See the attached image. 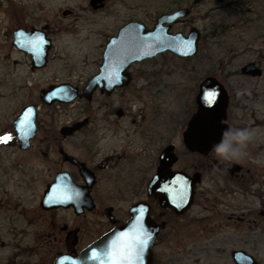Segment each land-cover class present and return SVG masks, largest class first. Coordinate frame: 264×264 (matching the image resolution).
<instances>
[{
    "label": "rangeland",
    "instance_id": "rangeland-1",
    "mask_svg": "<svg viewBox=\"0 0 264 264\" xmlns=\"http://www.w3.org/2000/svg\"><path fill=\"white\" fill-rule=\"evenodd\" d=\"M90 1L15 0V9L19 11L15 16L17 19L23 16L31 22L37 19L40 25L47 23L52 29V61L44 71L32 74L28 67L29 59L13 47V39L6 29L11 19L5 12L9 9L6 7L8 2L0 0V128H12L21 109L35 103L42 106L41 139L45 128L50 125V117L55 118L56 127L60 126L58 123L62 121L60 115L63 111L45 106L39 97L41 89L64 82L69 77L77 79L94 75L107 39L127 21L133 19L152 26L161 14L185 8L190 10V14L174 30L187 35L197 27L202 32L199 53L189 60L166 54L137 65L135 72L138 80L147 83L146 79H152L154 87L140 101L135 99L134 110L140 108L150 114L152 119L148 121L147 128L152 136L163 133L161 135L167 140L170 138L179 145L176 170L191 175L196 172L202 174L199 192H222L224 173L217 168H209L212 160L217 159L214 151L208 157L192 154L183 143V133L195 113V87L205 76H215L230 97V116L236 118L235 123L239 127L243 126V129H250L253 133L245 149L246 155L234 162L250 170L246 175L256 177L259 190L262 187L264 194V0H203L198 4H195V0H104L106 6L99 11L92 9ZM252 62L263 70L261 77L252 78L241 73V68ZM158 81L171 86L167 88V94L165 91L160 94ZM188 86L194 88L192 94L187 92ZM178 130L182 133L181 142L179 135H176ZM43 143L38 140L37 146L39 150L42 146L49 156L38 151L34 161L28 159L36 170L38 218L31 226L16 221L17 229L22 228L20 233L11 231V221H5L4 214L0 213L3 216L0 217V264H51L57 249L38 237L49 230L48 218L42 216L39 205L50 181L49 168H53L56 162ZM155 154L157 150L154 148L152 159ZM218 162L222 163L220 160ZM7 189L9 193L12 191L13 196L5 199L0 190L3 212L9 217L12 213L17 220L22 219L17 216L19 212L16 209L18 190L14 189L13 184ZM21 193L26 196L25 190ZM28 198L27 195L22 205L28 207L29 211L31 206L36 205ZM263 201L248 198L244 202V213L251 221V227L246 225V228L225 222V217L216 211H203L201 207H196L193 213L202 220V228L194 236L190 225L181 222L179 236H173L159 246L161 264H234L231 252L236 249H244L255 257L258 264H264V219L253 213V206L260 208ZM220 211H223L222 207ZM226 239L229 242L226 243ZM16 243H21L22 247H32L31 251L36 254L20 251ZM14 254L20 257L13 261Z\"/></svg>",
    "mask_w": 264,
    "mask_h": 264
},
{
    "label": "flooded vegetation",
    "instance_id": "flooded-vegetation-1",
    "mask_svg": "<svg viewBox=\"0 0 264 264\" xmlns=\"http://www.w3.org/2000/svg\"><path fill=\"white\" fill-rule=\"evenodd\" d=\"M6 1L8 2V6L6 7L9 9H6L5 12L11 17L8 21L9 27L6 29L13 39L12 44L14 49L29 59L30 64L28 67L32 74L44 71L50 65V61H52L51 56L54 48L52 29L47 23L40 25L37 19L32 22L28 21L24 16L17 19L15 16L19 11L15 9V0ZM92 1H90V6L95 11H99L106 6L103 0L102 6L95 8L92 6ZM9 16L7 17L9 18ZM157 19L152 26L132 19L119 27L117 32L107 39L97 65V70L91 77L85 78L81 76L77 79L69 77L64 82L52 84H69L73 88H78L79 96L73 101L68 103L56 102L51 106H47L41 100V91L48 89L52 85L41 89L39 97L45 106L63 109L60 115L62 121L58 123L59 127H56L55 118L50 117V125L45 128V134L40 139L42 106L30 103L21 109L22 112L26 107L35 106L37 111L36 130L27 143L20 141L19 130L14 126L21 112L13 121L12 128H0V139L7 138L6 142H0V190L5 199L12 198L13 196L12 191L9 193L7 186L13 184L14 189L18 190L16 199L19 203L16 209L19 212L17 216L22 218L17 220L16 216L12 213L9 217L7 213L3 212L4 210L0 205V213L4 214L5 221H11V231L20 232L22 230V228L17 229L15 225L16 221H21L31 226L38 218V197L35 188L36 170L32 164H29L28 159L30 158L34 161L38 156V151H41V154L46 157L49 156V153H46L42 146L39 150L37 146L38 140L44 142V147L51 152L56 160L53 168H49L50 181L47 183L39 205L42 216L48 218L49 230L46 233L38 235V237L40 240H45L50 245L57 247L51 264H54L56 259L63 254L74 256L85 251L103 236L114 230L124 228L131 223L136 230L143 231L149 229L157 231L156 240L151 248L152 264H161L159 246L168 241L167 239L179 236V231L182 229L181 222H187L188 224L186 225H190V231L194 236L202 228V220L200 221L198 214L193 213L196 207H201L203 211H216L218 215L225 217V222H232L236 226L246 228V225L251 227V221L247 219L244 213V202L248 198L264 200L262 187L259 190V181L254 175H246L250 173L249 169L234 161L219 163L218 159L215 158L212 160V164H209V168L212 170L217 168L224 173L222 179L225 185L222 192L201 193L199 192L201 183H198L194 188V194L189 205L187 206L186 202H181L180 209L178 207L174 208L171 204L161 203L157 197L150 193L149 186L158 172L161 161L160 157L164 150L168 147H173L174 154L178 157L176 152L179 145L170 138L167 140L166 137L161 135L163 133H154V136H152V132L147 128L149 125L148 121L152 119L150 118V114H147V112L140 108L136 109V111L134 110L135 99L140 101L145 95L151 93V88L154 87L152 79H146L147 83H145V80H138L135 67L166 54L173 55L172 53L161 54L153 59L132 64L127 70V76L130 77V80H122L121 86H117L114 90L108 91L98 87L90 98L81 96L90 79L93 76H100L102 73L107 42L116 38L121 29L130 23L140 22L146 25L148 29H153ZM183 20L180 19L172 23L169 32L183 33L182 31L174 30L177 24ZM18 31H23V35L26 36L20 42L18 41L22 47L32 44L30 38L33 37V33L38 34V37L43 39V41H50L51 47L47 52L45 67L34 68L33 55L21 50L22 48L14 44V36ZM198 53L194 57L187 59L173 56L181 60H189L195 58ZM257 66L260 68L259 65ZM108 76L112 78L113 73ZM143 76L147 77L146 74H143ZM248 77L255 78L253 76ZM206 78L216 79L213 75L205 76L198 87H195V113L190 117L187 128L183 133L184 145L185 134L198 114L197 97L200 92V85ZM218 82L222 84L220 81ZM157 84L161 89L160 94L161 91H165L167 94V88L171 87L164 85L161 81H158ZM103 85H107V81H103ZM222 86L224 87L223 84ZM193 89V87L188 86L186 90L192 94ZM229 107L230 101L226 120L223 123L229 129H243V126L239 127V124L235 123L236 118L230 116ZM178 127L179 129L181 128L180 125ZM177 134L181 142V130H178ZM160 144L162 145L161 147ZM154 148L157 150V154L152 159L151 152H153ZM186 149L188 150L187 147ZM213 149L214 147L206 155H200L208 157L213 152ZM177 163L178 161L172 166V171L174 172L181 171L175 169ZM197 173L200 172L192 175L187 174L192 177ZM58 181L63 183L61 186L63 193L61 194L62 191L55 192L53 188L51 192L54 198H63V203L59 204L58 200H53L50 208L43 207L42 201L45 192ZM22 190H25L26 196H23ZM27 195L30 197L28 199L32 200V203L34 201L36 205V207L31 206L29 211L28 207L22 205V201L24 198H27ZM262 206H264V201L262 202ZM262 206L260 208L253 206V213H256L260 219H264V207ZM221 207L223 208L222 212L220 211ZM226 212L228 213L225 214ZM0 217L3 218L1 215ZM253 222H256V220ZM227 242H229L228 239H226ZM239 243L243 242L239 241ZM16 244L20 251H26L29 254L34 253L33 255L36 254L31 251L33 250L32 247H22L21 243ZM240 251L246 252L244 249H236L231 252L234 264H238L234 254ZM19 257V255L14 254L12 260L14 261V258Z\"/></svg>",
    "mask_w": 264,
    "mask_h": 264
},
{
    "label": "water",
    "instance_id": "water-1",
    "mask_svg": "<svg viewBox=\"0 0 264 264\" xmlns=\"http://www.w3.org/2000/svg\"><path fill=\"white\" fill-rule=\"evenodd\" d=\"M103 0H93L92 6H102ZM203 0H195V4ZM190 14L189 9H179L173 13L161 15L153 29H148L140 22H133L121 29L116 38L107 42L104 52V66L100 76H93L81 96L90 98L100 87L103 90H114L121 86L122 80H130L127 70L134 63H140L154 57L172 53L181 59L194 57L199 50L201 32L192 28L187 35L178 32L171 33L170 25ZM23 31L15 33L14 44L21 50L33 55L34 68H43L47 62V52L51 47L50 41H43L38 34L33 33L29 46H21V39L26 38ZM38 33V32H37ZM19 41V42H18ZM242 73L248 76L261 77L263 71L255 63H248L242 68ZM113 73V77L108 76ZM111 80V81H108ZM107 81V85H103ZM118 82V83H117ZM78 95V88L69 84L52 85L41 91V100L51 106L54 103H68ZM198 114L185 134V145L192 153L208 154L214 145L220 144L223 134L229 130L223 122L229 105V98L225 88L215 78H206L200 85L197 97ZM37 111L35 106L26 107L15 121V128L19 130L20 141L27 143L36 130ZM29 132V133H28ZM24 138V139H23ZM160 167L150 183L149 190L161 203L171 204L180 209L181 202L187 206L192 200L194 188L202 182L200 173L189 176L187 173L172 171V166L178 161L173 147L164 150L160 157ZM62 182L58 181L45 192L42 206L50 208L53 200L62 204L63 198H54L55 192L63 193ZM157 231L136 230L131 223L124 228L117 229L103 236L89 246L85 251L76 254H63L54 264H152L151 248L156 240ZM238 264H258L256 259L246 252L234 254Z\"/></svg>",
    "mask_w": 264,
    "mask_h": 264
},
{
    "label": "clouds",
    "instance_id": "clouds-1",
    "mask_svg": "<svg viewBox=\"0 0 264 264\" xmlns=\"http://www.w3.org/2000/svg\"><path fill=\"white\" fill-rule=\"evenodd\" d=\"M252 137L250 129H229L223 134L221 143L214 146L213 151L221 162L238 161L246 155L245 149Z\"/></svg>",
    "mask_w": 264,
    "mask_h": 264
},
{
    "label": "snow or ice",
    "instance_id": "snow-or-ice-1",
    "mask_svg": "<svg viewBox=\"0 0 264 264\" xmlns=\"http://www.w3.org/2000/svg\"><path fill=\"white\" fill-rule=\"evenodd\" d=\"M6 139L7 138H2V139H0V142H6Z\"/></svg>",
    "mask_w": 264,
    "mask_h": 264
}]
</instances>
